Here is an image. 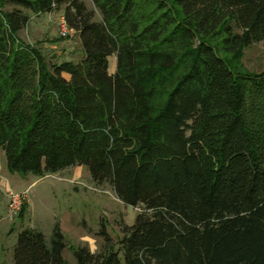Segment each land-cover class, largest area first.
Here are the masks:
<instances>
[{
	"label": "trees",
	"instance_id": "obj_1",
	"mask_svg": "<svg viewBox=\"0 0 264 264\" xmlns=\"http://www.w3.org/2000/svg\"><path fill=\"white\" fill-rule=\"evenodd\" d=\"M90 1L0 0L8 169L84 165L142 208L118 242L104 231L99 252L75 248L76 264H264V71L243 63L264 42V0ZM62 6L77 62L18 34L28 11ZM65 248L58 223L50 239L25 227L14 264H72Z\"/></svg>",
	"mask_w": 264,
	"mask_h": 264
},
{
	"label": "rangeland",
	"instance_id": "obj_2",
	"mask_svg": "<svg viewBox=\"0 0 264 264\" xmlns=\"http://www.w3.org/2000/svg\"><path fill=\"white\" fill-rule=\"evenodd\" d=\"M85 1L89 7H94L90 0ZM14 7L8 5L7 9ZM28 12L31 19L19 31L20 38L40 47L45 54L59 62H77L83 57L77 33L73 32L66 37L60 34L64 6L53 12ZM96 18H101L98 10ZM243 63L250 71H264V42L248 47ZM114 67L117 68L116 57L111 59V71ZM1 153L7 163L4 151ZM10 191L27 192L28 205L23 217L8 216ZM141 211L142 208L127 205L120 200L110 185L94 183L84 165H78L76 170L70 167L42 176L13 172L6 166L0 178V264H14V248L23 228H38L50 239L57 223L65 235L64 257L76 264L75 248L86 246L92 252H99L107 242L104 231L115 243L118 242L125 234L126 225L134 224Z\"/></svg>",
	"mask_w": 264,
	"mask_h": 264
},
{
	"label": "built area",
	"instance_id": "obj_3",
	"mask_svg": "<svg viewBox=\"0 0 264 264\" xmlns=\"http://www.w3.org/2000/svg\"><path fill=\"white\" fill-rule=\"evenodd\" d=\"M75 32L73 29H71L65 19H63V23L61 24L60 28V34L63 37L68 36L69 34ZM27 192H15L10 191L9 192V203H8V216L10 218H14L15 216H18L20 214V211L22 209V206L27 198Z\"/></svg>",
	"mask_w": 264,
	"mask_h": 264
},
{
	"label": "crops",
	"instance_id": "obj_4",
	"mask_svg": "<svg viewBox=\"0 0 264 264\" xmlns=\"http://www.w3.org/2000/svg\"><path fill=\"white\" fill-rule=\"evenodd\" d=\"M113 57H116L115 55H112V56H110V58H109V62H110V66H111V59L113 58ZM115 71H116V69H115V67H114V69L111 71V69H110V72L111 73H115ZM2 151H0V178H2L3 177V172H4V170H5V168H6V166H7V163H5V160H4V158H3V153H1ZM4 156H5V153H4ZM6 165V166H5ZM78 167V166H77ZM77 167H75V170L77 169ZM8 168V167H7ZM6 202V201H5ZM7 203V202H6Z\"/></svg>",
	"mask_w": 264,
	"mask_h": 264
}]
</instances>
